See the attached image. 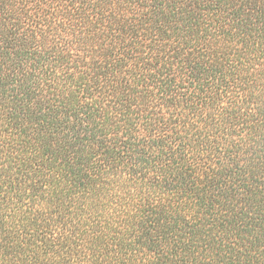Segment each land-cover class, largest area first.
Wrapping results in <instances>:
<instances>
[{
    "label": "trees",
    "instance_id": "16d2710c",
    "mask_svg": "<svg viewBox=\"0 0 264 264\" xmlns=\"http://www.w3.org/2000/svg\"><path fill=\"white\" fill-rule=\"evenodd\" d=\"M0 264H264V0H0Z\"/></svg>",
    "mask_w": 264,
    "mask_h": 264
}]
</instances>
